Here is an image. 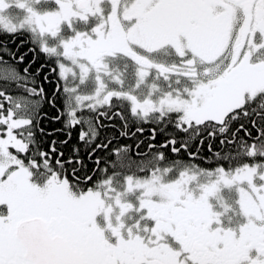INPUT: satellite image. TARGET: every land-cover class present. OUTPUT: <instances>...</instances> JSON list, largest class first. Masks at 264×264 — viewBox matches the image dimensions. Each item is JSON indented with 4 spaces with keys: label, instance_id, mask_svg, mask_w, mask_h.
<instances>
[{
    "label": "snow or ice",
    "instance_id": "obj_1",
    "mask_svg": "<svg viewBox=\"0 0 264 264\" xmlns=\"http://www.w3.org/2000/svg\"><path fill=\"white\" fill-rule=\"evenodd\" d=\"M0 264H264V0H0Z\"/></svg>",
    "mask_w": 264,
    "mask_h": 264
},
{
    "label": "trees",
    "instance_id": "obj_2",
    "mask_svg": "<svg viewBox=\"0 0 264 264\" xmlns=\"http://www.w3.org/2000/svg\"><path fill=\"white\" fill-rule=\"evenodd\" d=\"M117 127L116 128H109V129H102V134H106L107 136L111 137V136H116L118 137V143L119 145L123 146L125 144H128V145H131L132 146V150H131V154H132V157L133 159H138V157L136 156V152L138 151L136 148H135V143L136 141L134 139H128V138H124V137H120L119 136V125H120V122L119 120L117 119L115 121ZM147 127V126H145ZM134 130V129H133ZM139 135V134H138ZM148 133L145 132V134L143 136L140 137V139H145L147 137ZM113 143H117V141H113ZM143 148V145L141 146ZM146 150V149H144Z\"/></svg>",
    "mask_w": 264,
    "mask_h": 264
}]
</instances>
